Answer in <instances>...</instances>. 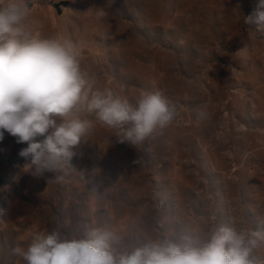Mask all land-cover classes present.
<instances>
[{"label": "rangeland", "instance_id": "1", "mask_svg": "<svg viewBox=\"0 0 264 264\" xmlns=\"http://www.w3.org/2000/svg\"><path fill=\"white\" fill-rule=\"evenodd\" d=\"M26 2L27 33L71 40L96 88L133 104L159 90L176 115L132 145L82 113L96 127L56 174H37L19 155L27 143L4 131L0 264H25L12 248L51 231L78 239L108 228L123 250L264 225V28L244 22L258 0ZM254 255L264 264V243Z\"/></svg>", "mask_w": 264, "mask_h": 264}, {"label": "clouds", "instance_id": "2", "mask_svg": "<svg viewBox=\"0 0 264 264\" xmlns=\"http://www.w3.org/2000/svg\"><path fill=\"white\" fill-rule=\"evenodd\" d=\"M29 11L26 0L0 6V141L7 131L17 143L26 142L19 155L30 158L37 174H56L68 165L72 149L95 129V121L119 129L120 141L132 145L173 121L175 105L159 90L142 91L133 104L96 88L71 40L27 33ZM244 22L264 28V0ZM82 113L94 114L95 121ZM207 116L206 110L197 112L198 119ZM122 239L103 227L78 239L51 231L36 234L26 248L14 246L11 254L25 264H261L254 249L264 243V225L249 231L219 225L203 237L163 236L123 250L118 247Z\"/></svg>", "mask_w": 264, "mask_h": 264}]
</instances>
